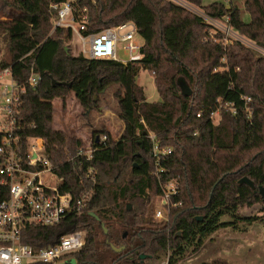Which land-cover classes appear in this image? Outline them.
<instances>
[{"label": "trees", "instance_id": "1", "mask_svg": "<svg viewBox=\"0 0 264 264\" xmlns=\"http://www.w3.org/2000/svg\"><path fill=\"white\" fill-rule=\"evenodd\" d=\"M182 1L200 7L211 19L225 21L264 49V0H246L243 9L232 1L229 6ZM67 2L74 3L77 19L86 11L82 13L88 16L85 36L134 23L144 40L142 60L125 65L66 52L73 32L54 30L51 6ZM0 13L9 19L0 23L8 55L0 68L12 66L15 75L25 78L34 63L41 75L39 86L24 97L22 135L46 141L55 173L63 179L61 193H70L74 199L91 193L82 214H72L53 227L25 228V244L41 249L84 231L85 245L73 254L77 264H144L142 255L148 259L158 253L169 254V264H176L188 249L198 251L217 231L242 220L259 221V217L242 216L240 209L260 204L264 212L259 191L264 187L263 56L239 42L225 45V36L202 17L167 0H0ZM142 71L153 74L161 102L150 103L136 83ZM180 80L190 87L191 96L183 95ZM112 86H119L115 97L125 125L121 140L115 142L107 134L106 145L93 142L90 162H70L80 143L66 156L69 142L53 129V102L74 94L81 107L90 111L98 107L96 97ZM241 96L253 98L250 118ZM218 100L234 103L237 113L223 110L220 123L214 125L209 116ZM200 111L203 116L197 118ZM149 133L157 137L161 148H172L161 162L162 178L177 180L180 194L173 201L182 203L170 222L156 230L152 229L155 199L161 189L154 176ZM73 145L75 140L70 138V149ZM89 169L94 170L92 175ZM244 177L254 183L255 190L239 184ZM8 196L0 186V201ZM228 216L234 221L224 222ZM200 217L202 221L197 220ZM111 245L121 248V253ZM104 251L109 258L104 259Z\"/></svg>", "mask_w": 264, "mask_h": 264}, {"label": "built area", "instance_id": "2", "mask_svg": "<svg viewBox=\"0 0 264 264\" xmlns=\"http://www.w3.org/2000/svg\"><path fill=\"white\" fill-rule=\"evenodd\" d=\"M173 2L189 10L175 0ZM51 9L55 12L54 30L63 28L76 34L82 46L83 57L119 62L118 55L123 52L129 57V61L123 63L125 65L142 60L143 45L136 40L138 31L134 23H123L85 36L83 32L86 30L88 16L82 13L86 11L77 19L73 2L52 5ZM202 18L215 30L221 31L227 43L239 42L264 57L263 48L235 32L227 23L223 27L220 26L221 21ZM40 80L41 75L34 63L25 78L15 75L12 66L0 68V186L3 190L7 189L9 194L7 199L0 201V264H59L63 258L79 252L85 245L84 231L63 236L54 245L41 249L23 242V231L28 226H57L72 214H82L91 198L90 192L83 193L78 199H74L70 193H61L59 184L63 179L55 173V167L46 151V141L37 137L24 138L22 135L25 131L21 122L24 97L29 89L39 86ZM232 88L233 86L230 87ZM240 102L250 118L253 98L241 96ZM223 110L237 113L234 103L218 100L216 109L209 116L214 125L220 123ZM202 116L203 111H200L197 118ZM147 138L152 145L156 165L154 176L161 189L160 206L155 211L154 218L168 221L172 211L182 205L181 202L173 201L180 194L177 180L164 182L162 178L164 170L161 162L172 154V148H161L153 133H149ZM107 142V134L96 139V143L100 145H106ZM24 145L25 151L22 149ZM92 145L88 151L79 149L69 161L80 160L81 164L90 162L94 154ZM88 173L92 175L94 170L89 169ZM54 180L56 183H53Z\"/></svg>", "mask_w": 264, "mask_h": 264}, {"label": "rangeland", "instance_id": "3", "mask_svg": "<svg viewBox=\"0 0 264 264\" xmlns=\"http://www.w3.org/2000/svg\"><path fill=\"white\" fill-rule=\"evenodd\" d=\"M167 1L173 2V0ZM175 1L188 7L189 10H193V13L200 17H208L200 7L189 5L182 0ZM230 1L243 9L246 0H202L204 6L215 2L229 6ZM244 17L246 21H250L248 14H245ZM8 21V17L0 13V23ZM220 26L225 27L227 24L225 21H221ZM215 31L212 30L210 34L212 35ZM218 32L221 31L218 30ZM3 37V34L0 32V63L8 59ZM136 40L140 45L144 44L141 36L137 35ZM224 43L231 44V42L227 43L226 41ZM65 48H68V52L70 51L72 56H82V46L76 34H73L72 40L67 42ZM118 58L121 63L129 61V57L123 52L119 53ZM222 62L225 63L226 60L223 59ZM136 83L144 89L146 98L150 103L162 101L155 85V78L151 72L142 71L137 77ZM118 90L119 86H112L99 97H96L99 103L98 107L90 111L81 107L74 94H70L64 101L56 99L53 102V129L62 132L69 142L66 146V156L70 157V154L74 152L77 145L76 142L80 143L78 146L80 149L88 151L93 142L105 133L109 134L115 142L121 140L125 125L120 119L119 101L115 97V93ZM70 138L75 140V145L71 149ZM53 183H56V180ZM47 184L49 183L47 182ZM159 201L160 197L155 199V211L160 206ZM172 213L168 221H158L153 216L154 226L152 229H160L164 223L170 222ZM240 214L242 216L259 217V221L248 224L242 220L238 221L235 227H227L217 231L205 240L203 246L198 251H194V248L188 249L176 264H264L263 207L260 204H256L251 208L244 207L240 209ZM223 221L232 222L234 218L228 216L223 218ZM103 256L106 259L110 257V254L104 251ZM59 264H77V261L74 255H70L63 258ZM144 264H169V254L158 253L155 256L149 257Z\"/></svg>", "mask_w": 264, "mask_h": 264}, {"label": "water", "instance_id": "4", "mask_svg": "<svg viewBox=\"0 0 264 264\" xmlns=\"http://www.w3.org/2000/svg\"><path fill=\"white\" fill-rule=\"evenodd\" d=\"M65 51L66 52H68V48H65ZM53 83L54 84H56V82L55 81H53ZM58 84H60V83H58ZM61 85H64V86H67L68 84H66V83H63V84H61ZM69 86V85H68ZM180 86H181V89H182V93H183V95L184 96H191L192 95V90L190 89V87L186 84V82L184 81V80H180ZM146 135V134H145ZM97 142H98V140H97ZM239 184L240 185H248L249 187H251L252 189H254L255 190V185H254V183L250 180V179H248L247 177H244V178H242L240 181H239ZM259 191H260V194H261V196H264V187H260L259 188ZM93 216L94 217H96V215L95 214H93ZM97 218V217H96ZM198 221H202V218L200 217V218H198L197 219ZM111 248H112V250L114 251V252H116V253H121V251H122V249L121 248H116L115 246H113V245H111ZM141 260L144 262L146 259H147V256L146 255H142L141 257Z\"/></svg>", "mask_w": 264, "mask_h": 264}, {"label": "flooded vegetation", "instance_id": "5", "mask_svg": "<svg viewBox=\"0 0 264 264\" xmlns=\"http://www.w3.org/2000/svg\"><path fill=\"white\" fill-rule=\"evenodd\" d=\"M145 262V261H144Z\"/></svg>", "mask_w": 264, "mask_h": 264}]
</instances>
